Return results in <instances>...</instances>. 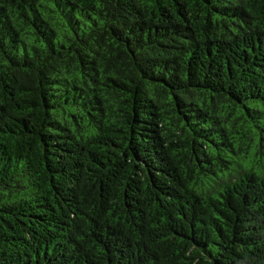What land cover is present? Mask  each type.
I'll list each match as a JSON object with an SVG mask.
<instances>
[{
	"label": "trees",
	"instance_id": "16d2710c",
	"mask_svg": "<svg viewBox=\"0 0 264 264\" xmlns=\"http://www.w3.org/2000/svg\"><path fill=\"white\" fill-rule=\"evenodd\" d=\"M0 264H264V0H0Z\"/></svg>",
	"mask_w": 264,
	"mask_h": 264
}]
</instances>
